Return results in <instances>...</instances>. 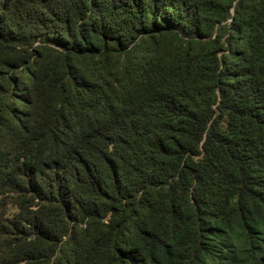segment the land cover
Segmentation results:
<instances>
[{
	"label": "trees",
	"instance_id": "obj_1",
	"mask_svg": "<svg viewBox=\"0 0 264 264\" xmlns=\"http://www.w3.org/2000/svg\"><path fill=\"white\" fill-rule=\"evenodd\" d=\"M0 264H264V0H0Z\"/></svg>",
	"mask_w": 264,
	"mask_h": 264
}]
</instances>
